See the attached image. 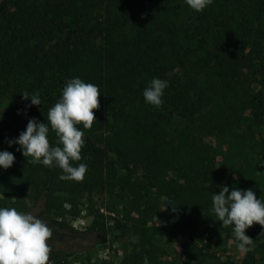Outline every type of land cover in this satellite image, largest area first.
<instances>
[{"label": "rangeland", "instance_id": "obj_1", "mask_svg": "<svg viewBox=\"0 0 264 264\" xmlns=\"http://www.w3.org/2000/svg\"><path fill=\"white\" fill-rule=\"evenodd\" d=\"M115 1L98 0L103 9L99 20L117 26L119 39L133 37L135 24L145 20L150 22L167 16L175 23L185 18L192 22L198 16L186 0H130L131 6L126 7L125 3L116 5ZM202 12L207 18L219 14V18L227 19V28L233 31L234 49L230 51L238 60L233 74L239 82L233 88L220 79L221 74L212 77L203 72L202 82L212 80L226 92L216 102H207L206 110L194 116L183 117L173 110L175 106H169L168 116L160 121L155 138L140 131L138 126L130 129L133 124L145 123L149 117L145 113L155 107L140 101V95L150 83L145 75L124 77L113 83L111 80L118 77L110 65H101L95 57L85 54L72 59L71 79L79 77L86 83L96 84L101 92L100 107L93 110L96 122L91 129H84L82 124L78 127L111 156L115 157L114 147L120 146L125 151L133 150L142 158L143 165L129 157L128 169L117 165L119 174L132 183L136 193H130L127 186L122 191L115 186L111 191L91 195L82 191L76 199L79 211L76 215L67 212L71 207L65 202L66 212L62 215L52 212L49 219L40 203L32 204L26 199L29 208L26 213L37 215L52 230L47 241L52 249L50 254L60 256L69 264H144L145 256L148 264H264V228L254 224L246 230L254 246L244 253L237 248L238 242H234L233 226L225 227L218 221L212 203L220 186H227L230 191L233 187L251 188L258 199L264 200V167L258 161L264 159V123L254 122L247 97L248 92L259 88L263 78L264 0H213ZM245 58L250 61L244 62ZM103 60H107L106 56ZM184 66L183 61L167 66V73L177 87H184L194 75ZM106 81H109L106 84L111 87L109 90L103 85ZM32 94L40 96L41 105H31L30 99L21 105L8 99L0 102V151L12 152L15 156L11 167L0 168V191L11 196L18 194L17 175L27 157L17 150L18 144L9 146L7 141L18 138L32 117L47 123L48 110L62 92L52 93V99L40 90L32 91L29 96ZM194 126H198V132H193ZM48 139L51 145L58 139L51 128ZM154 140L169 149L163 160L150 162V156L138 146ZM146 150L148 154L153 151ZM186 169L193 171L190 182H197L199 186L190 189L189 196ZM201 172H206L204 179ZM132 201L138 203L140 215L132 209ZM169 201L177 204L178 213L170 210L171 203L167 210L161 211ZM0 207L16 208L17 204L13 197L0 193ZM92 210L103 214L107 231L104 242L98 240L96 231L89 229ZM155 215L162 221L159 227ZM51 219L65 222L66 226L52 227Z\"/></svg>", "mask_w": 264, "mask_h": 264}, {"label": "trees", "instance_id": "obj_2", "mask_svg": "<svg viewBox=\"0 0 264 264\" xmlns=\"http://www.w3.org/2000/svg\"><path fill=\"white\" fill-rule=\"evenodd\" d=\"M115 2L116 5L122 2L125 7L128 4L131 6L130 0ZM168 7L171 8V5L168 4ZM102 11L98 0H0V102L8 99L12 103L27 104L22 93L30 94L35 90H40L52 99V93L62 92L66 81L71 79L72 59L85 54L95 57L101 65L113 68L118 77L111 80L113 83L138 74L145 75L149 81L153 78L168 81L162 97L163 104L159 108L147 110L145 114L148 113L149 117L144 120L146 124L140 122L130 128L138 126L140 131L155 138L160 121L168 116L166 112L169 106H175L173 110L180 112L183 117L194 116L206 108L207 102H216L226 92L224 87H216L212 80L202 82L200 78L203 72L212 77L221 74L220 79L225 84L237 87L239 78L233 74V70L238 60L230 51L234 49L233 31L227 28L229 23L225 17L219 18L217 14L207 18L205 12H198L192 22L185 18L183 22L175 23L167 16L150 22L145 20L135 24L133 37L119 39L120 30L117 26L99 20ZM241 51L244 53V47ZM104 56L107 64L103 60ZM175 61H183L184 69L194 74L184 87H177L167 73L168 64ZM243 61L250 60L245 58ZM261 77L259 88L247 95L256 124L264 123V71ZM105 88L109 90L111 87L106 85ZM140 101H145L142 94ZM144 104L153 106L147 102ZM194 128L193 132H198V126ZM84 140L82 159L73 162L74 166L79 163L87 165L88 170L82 182L61 180L59 177L63 172L58 166L50 168L42 163L32 164L29 162L31 157H27L17 175L18 194L7 195L3 190L0 193L5 197H13L19 212L26 213L29 209L26 199L32 204L40 203L49 219L52 212L57 215L66 212L63 207L65 202L71 207L67 212L76 215L79 212L76 199L82 191L91 195L111 191L115 186L122 191L127 186L130 193H136L132 183L119 174L117 165L128 169V157L143 165L142 158L133 150L125 151L120 146L114 147L113 157L90 136L84 135ZM56 141L52 146H57ZM138 147L150 156V162L160 158L163 160L169 149L156 140ZM146 149L153 151L148 154ZM186 170L189 179L186 191L189 196L190 189H198L199 186L197 182H190L193 171ZM201 173L204 179L206 172ZM192 184L194 187H190ZM132 209L140 215L141 210L135 201H132ZM90 215H93V219L89 229L96 231L98 240L104 242L107 231L102 221L103 214L92 210ZM51 223L52 227L66 226L65 222L56 219H51ZM49 264L69 263L56 254H50Z\"/></svg>", "mask_w": 264, "mask_h": 264}, {"label": "clouds", "instance_id": "obj_3", "mask_svg": "<svg viewBox=\"0 0 264 264\" xmlns=\"http://www.w3.org/2000/svg\"><path fill=\"white\" fill-rule=\"evenodd\" d=\"M213 0H186V4L196 12H202ZM168 81L153 78L143 91L145 101L159 108L163 104L164 89ZM99 86L86 83L79 77L66 81L61 97L49 108L47 123L38 121L35 117L28 120L26 129L20 132L18 138L8 140L9 146L18 144L17 150L22 155L31 157L32 164H43L46 167L58 166L62 169L61 180L82 182L87 173V165L73 162L82 159L81 151L85 145L84 129H91L96 117L93 110L100 107ZM22 98L31 101V105H41L38 94L29 96L22 93ZM28 105V106H31ZM19 111V110H18ZM50 126V127H49ZM55 132L57 146H52L48 139L50 131ZM264 167V159L259 158ZM15 162V156L9 151H0V168L7 169ZM238 179V177H234ZM171 203V211L179 212L177 204ZM213 212L218 221L225 227L233 226L234 242L237 248L247 253L252 250L253 239L246 235V230L254 224L264 228V200L258 199L251 189L220 186V191L212 197ZM157 227L162 221L155 215ZM52 230L37 215L17 211L12 207H0V264H49L52 251L47 241L52 236ZM144 264L148 258L144 257Z\"/></svg>", "mask_w": 264, "mask_h": 264}]
</instances>
